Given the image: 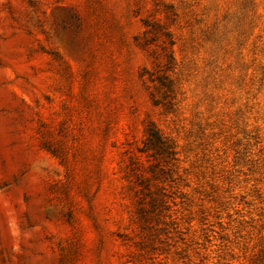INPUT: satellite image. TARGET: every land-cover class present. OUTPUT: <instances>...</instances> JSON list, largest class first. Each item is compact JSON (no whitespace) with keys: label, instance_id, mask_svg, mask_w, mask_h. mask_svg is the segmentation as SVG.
Wrapping results in <instances>:
<instances>
[{"label":"rangeland","instance_id":"1","mask_svg":"<svg viewBox=\"0 0 264 264\" xmlns=\"http://www.w3.org/2000/svg\"><path fill=\"white\" fill-rule=\"evenodd\" d=\"M0 264H264V0H0Z\"/></svg>","mask_w":264,"mask_h":264},{"label":"trees","instance_id":"2","mask_svg":"<svg viewBox=\"0 0 264 264\" xmlns=\"http://www.w3.org/2000/svg\"><path fill=\"white\" fill-rule=\"evenodd\" d=\"M172 57L173 56L170 54L169 58L172 59ZM146 144L157 154L164 153L166 155H172L174 151L173 143L169 142L168 139L163 137L161 132L153 126L148 128Z\"/></svg>","mask_w":264,"mask_h":264}]
</instances>
